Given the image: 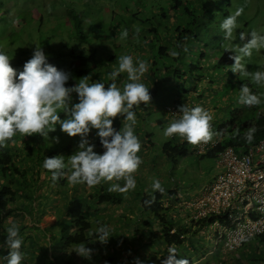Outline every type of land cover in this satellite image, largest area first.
I'll return each instance as SVG.
<instances>
[{"label":"rangeland","instance_id":"rangeland-1","mask_svg":"<svg viewBox=\"0 0 264 264\" xmlns=\"http://www.w3.org/2000/svg\"><path fill=\"white\" fill-rule=\"evenodd\" d=\"M81 1L82 0L75 1V5L65 2V6L70 9L72 7L80 8V6H83V9L87 8L88 11H91L89 14L90 17L86 18L87 23L85 24L88 28L85 37L88 40L85 44L79 46L80 50H84V54L88 55L96 53L98 58L102 60L108 57H115L113 61L114 65L117 57L127 55L128 51L134 61H136V59L147 60L149 58L150 54L155 51V49L153 50L152 44L157 43V40L154 32L144 33L145 30L148 31L153 28L158 29L163 44V40L172 39L177 27L185 25L187 21L183 18L181 12L176 13L171 11V0H87L86 3L85 0H83L82 2L85 4L80 5ZM51 2L52 0H0V8L15 16L17 21L10 30H13L19 39H34L35 45H40L43 40L48 41L49 38L50 43L56 45V48H60L61 50L63 42L60 40V36L55 35L52 30L45 29L44 31V28L41 29L40 25L42 24H40V21H37L34 27L20 26L23 22L19 19L22 10L24 11V16L25 14H30L36 19L39 18L40 15L48 16L50 12L48 6L51 5ZM188 2L191 5L188 7L190 12L193 10L200 11L202 6H206L212 15L208 14L205 19L202 15V20L199 19L200 28L198 31V38L196 44H192L194 48L191 51V56L187 52L182 54V60L177 66H180L183 70V76L176 81L167 78L163 83L159 81L158 83L160 84H152L153 90L156 89V91L152 103L147 105L150 108V112L148 113L149 116L144 114L145 118L139 119L137 117V123L134 126L135 134L138 136L141 143L140 151H142V148L148 147L145 138L150 134H154L153 142L157 147L168 142L167 140L169 137H165L163 132L172 120L177 119L178 116L171 117L170 114H167L169 113L166 112L167 107L176 106V108L179 109L187 103L190 106H202L210 112L213 118L211 121L212 130L215 132L220 126V122L217 121H225L226 118L231 116L234 109L251 108L239 103V90L244 83H248L252 91L260 94L262 97L261 104L253 107L264 108V86H256L251 83L249 77H240L238 74L230 71V68L224 70L217 69L215 64L226 52L236 55L234 51L237 50V46H242L244 43V41L239 39V33L243 32L247 34L256 30L264 34V0H188ZM59 4H62V0H60ZM241 6L244 7V13L238 18V27L234 31L232 39L228 42H224L220 25L225 18L234 13L235 10ZM179 10H184V8L181 6ZM88 11L85 13H88ZM59 14H63V12L60 11ZM7 19H10L9 16L4 11H0V26L2 25L1 27L3 29L6 26ZM43 20L45 21L46 19ZM100 22L108 25H115L116 29H110V27ZM101 27L105 30V36L101 37L97 33L90 34L88 32V30H100ZM121 28L127 29L129 35L134 32V36H130L133 37V39H130L129 43H127V41L125 45H123L124 42H122L120 43L121 45L116 46L117 40L115 38L118 36ZM5 32L6 30L0 32V51H4L5 43L9 44L12 42L8 35L10 32L9 29L7 33ZM104 38L107 39L105 40ZM144 38L146 39L145 41ZM54 42H56V44ZM77 42V39H70L69 35L65 36V44L67 46L69 45L70 47V45L76 44ZM60 50H56V52ZM171 50L175 51V49ZM29 51L32 58L34 51ZM71 51V48L70 50H65V63L64 65L58 64L56 66L58 70L67 71L70 69L71 64L73 68L76 66L85 67V64L81 65L71 62L72 58L68 55ZM44 52L47 54L45 50ZM71 53L70 55H72ZM49 55L47 54V56ZM175 57H180V54ZM10 59H12V67L18 72L23 71L24 64L30 60L24 58V53L19 58L10 57ZM196 60L202 61L198 66L203 67V71L191 75L188 62L190 64L193 61L196 63ZM50 62H52V60ZM158 62L160 67H162L166 60L161 59ZM246 65L249 71L264 70V49H260L259 51L254 50L253 56L246 59ZM89 66L90 64L86 65V67ZM167 66L169 67L170 65ZM177 66L173 67V70L170 69L172 72L169 74L166 73L165 75L173 76ZM199 74H202L203 78H199ZM146 81V76H144L142 82L146 83ZM116 82L121 86V79ZM154 82L155 81H153V83ZM115 121L116 120L113 122V126L119 131L123 123ZM137 126L139 128H137ZM56 138H58L59 142H56ZM80 139L79 136L75 138L69 137L60 130L57 124L56 131L49 133V140L45 141L43 137H40L39 142L41 143L43 152L45 150L55 151L53 157L63 155L67 158L77 151ZM88 139L90 143L95 145L94 150L99 154L96 146V129H92ZM192 149V151L195 150L194 146ZM192 151L189 156L180 158L177 166H174L165 158H161V156L153 158V154L148 151V153L146 152L148 158L144 157V163L142 162L135 174L139 177L149 174L148 177L151 180V184H153L154 180H159L163 188H176L180 192V196L187 197L193 195L203 186L210 184L220 173V170L217 168L216 157L207 154L198 156ZM152 158L155 161V168L153 167ZM45 175H47V172L42 173L40 178L35 176V179L42 182L45 179ZM49 175V181L52 185H48L47 183L44 186L41 185L36 193V195H41V199L38 200L39 202L44 200V204L48 208L46 213L37 215L33 212L32 215L29 214L23 219L16 217L17 223L10 220L14 217L13 215L0 220V224L8 227L13 224L25 227L22 236L24 243L21 247L24 259H22L21 264H45L49 252L44 253V250H40L39 246H49V239L52 235L48 233L47 230L55 229L57 232L62 230L61 224H59L60 220L56 219V217L62 215L59 214L62 211L59 206L64 205L65 197L68 193H65V186L63 189H60L62 188V184L60 183L61 180L54 183L51 180V174ZM110 183L112 182H102L98 187H88L87 185L73 186L67 183V187L69 189H76V195L83 193V196L86 198L91 197V195L97 198L98 195L96 192L98 189L101 190L103 185H110ZM121 183H123V181H121ZM147 190L150 192L152 188H148ZM153 191L154 190L151 192ZM129 200V204L127 200L126 202L110 201L102 206L98 213L89 216V219L93 222V229L95 232L97 227L107 224L110 226L112 237L106 244L98 243V247L96 246L93 249L91 246H95V243H97L96 237H94L95 240L90 242L89 247L93 252L91 259H85L78 255L77 264H114L110 261L111 258H113V262L119 260L124 264H128V261H130L129 257L136 254L137 250L141 251L142 254L138 258L134 257L133 262L145 261L152 252L159 254L165 252L167 245L160 240L151 241L149 239L151 242H148L147 233L145 234V240L140 242L141 247L138 246V240H140V238L139 234L135 233V231L137 229L143 230L147 228L145 223L149 221V216L145 215L141 220H137L136 218L141 217V214L137 212L136 201L138 200L132 199L131 196ZM167 214L169 216L172 215V207L168 210ZM156 228L154 232L156 235H159L158 227ZM38 235L41 236V238L38 239L39 245L32 244L30 237L36 239ZM209 249H213V243L210 241L206 242L205 240L196 245L193 249L182 248L179 251V261L185 258H192L194 262H198L207 256ZM242 249L243 254L248 252L252 254L250 255L251 257L255 256L257 253H261L264 257V244L261 242L259 243L257 240L248 241ZM7 250H9V248H7ZM218 253L222 258L224 257L221 247ZM213 258L214 257L209 259ZM0 264H3V259L1 257ZM257 264H264V261L257 262Z\"/></svg>","mask_w":264,"mask_h":264},{"label":"clouds","instance_id":"clouds-1","mask_svg":"<svg viewBox=\"0 0 264 264\" xmlns=\"http://www.w3.org/2000/svg\"><path fill=\"white\" fill-rule=\"evenodd\" d=\"M243 13L244 7H238L234 13L222 21L220 28L224 42L232 39L234 31L238 27V18ZM128 36V30L121 28L117 38L127 39ZM239 39L244 43L242 46H237V50L234 51L236 55L231 57L234 64L230 67V71L240 77H249L251 83L258 87L264 86V70L249 71L246 65V59L253 56L254 50L264 49V34L256 30L247 34L241 32ZM169 54L174 57L179 55L174 50H169ZM28 57V55H24V58ZM11 61L12 59L4 51H0V148L7 147L9 142L14 144V137L17 134L24 137L38 135L39 138L41 136L47 141L49 140V133L55 132L58 124L60 130L69 137L79 136L81 139L78 149L73 155L67 158L63 155L45 157L43 168L51 173V180L54 183L59 180H66L69 185L73 186L98 187L102 182H112L110 185H103L101 190L98 189L95 203H98L100 195L106 191L117 194L132 192L131 190L136 188L134 175L138 176L135 173L142 164V159L138 155L141 150V143L134 131V126L137 123L134 107L141 104L148 105L152 100L150 89L142 82V78L150 67L148 61L136 59L134 63L131 55L118 56L115 62L117 66L108 76L109 80L112 81L110 84L106 86L100 80L95 82L91 80L90 82L91 76H86L80 78L73 87L66 86L71 79V74L68 72L73 68L72 64L67 71L58 70L48 63V57L39 45H35L33 56L24 64L23 71L18 72L14 69ZM121 74H126L127 81L122 86L116 82ZM74 93L78 95L76 103L73 100ZM261 102V95L254 93L249 84L244 83L239 90V103L253 108V106L260 105ZM255 108L262 109V107ZM169 109H175L178 114L171 113ZM62 112L66 115L63 120L60 117ZM166 112H169L167 114H170L171 117L178 116V118L172 120L165 128L163 135L171 140L179 136V141H186L188 144L195 145L194 153L196 155L207 154V151L210 150L209 148L205 153L198 154L199 144L208 143L211 140L219 142L218 137L214 136L219 133H214L212 130L211 121L213 118L210 112L202 106H190L187 103L179 109L176 106L167 107ZM121 116H123V126L117 131L113 122ZM92 129L97 130V137H99L105 150L103 154H98L94 150L95 145L90 143L88 139ZM256 131L255 126L246 130L245 140L248 143L253 141ZM56 142H59L58 138H56ZM150 181L146 182V190L151 186ZM152 188L161 193L164 191L159 180L153 181ZM130 196L132 199L138 200L136 201L137 212L141 214V217L136 219L141 220L148 214L141 211V199L138 198L137 194L132 192ZM130 196H126L128 204L130 203ZM185 198L180 196V192L174 202H171L168 197L165 198V208L170 209L172 207V215L169 216V221L174 223L175 228L172 229L171 233H176L180 226H184L186 229L182 236L184 243L178 248L179 251L182 248L193 249L204 240L210 241V236L207 234L208 226L205 222L198 224L200 229L193 227L189 221L190 214L178 207ZM126 200L112 199L111 202H126ZM105 204H100V208ZM148 216L149 221L145 223L147 228L137 229L135 233L139 234L140 241L145 240V234L148 231H150L147 234L148 242L159 240L160 231L158 230L159 235H156L154 232L156 227L152 225L154 220L150 215ZM136 223L139 225L137 221ZM96 233V240L101 244H106L112 237L110 226L107 224L97 227ZM23 243L19 226L13 224L8 227L5 244L10 251L4 257L7 264H21L22 259H24V254L21 251ZM72 247H74L73 251L80 257L91 259L93 252L87 244L81 242ZM219 248L217 250L209 249L207 256L198 262H194L192 258H185L184 260L190 261L191 264H204L206 260H214L215 263L222 264L221 259L225 258L214 257L209 259V256L218 254ZM166 251L174 252L175 247L173 245L167 246ZM164 253L157 254L163 255ZM226 255L227 253H224V257ZM177 258L179 261V255ZM169 259L171 260L172 257ZM165 264H169V261H166ZM177 264H187V262L182 261L177 262Z\"/></svg>","mask_w":264,"mask_h":264},{"label":"trees","instance_id":"trees-1","mask_svg":"<svg viewBox=\"0 0 264 264\" xmlns=\"http://www.w3.org/2000/svg\"><path fill=\"white\" fill-rule=\"evenodd\" d=\"M75 1L77 0H62V4L60 5V0H52L51 5L48 6L50 10V12L48 11L49 15H40V17L37 19L33 18V16L30 14H25L24 16V11L22 10L19 19H21L23 22L20 26L34 27L35 23H37V21H40V24H42L40 25L41 29L44 28V31L45 29L52 30L55 35L60 36V40L63 42V47L61 48V50L60 48H56V45H52L49 41V38L48 41L43 40L39 45L43 48V51L45 50L48 55L50 54L49 56H47L46 54V56L48 57V63H50L51 65L55 67L58 64L64 65L65 50H70V48L72 49V53L69 52L68 55L71 56L72 62L81 65L85 64V67L77 66L69 70L68 73L71 74V79L68 81V84L66 85L67 87L75 86L80 78L86 76H91L90 82L91 80L95 82V79H97V81L100 80L107 86L112 82L108 78L109 73L115 66H117L114 65L113 62L115 57H108L107 59L102 60L101 58H98L96 53L88 55L84 54V50H80L79 46L85 44V42L88 40L85 37L88 29L85 24L87 23L86 18L90 17L89 14L91 11H88L87 8L83 9V6H80V8L72 7L71 9L65 6V2L75 5ZM82 1L80 5L87 2V0H85V3H83ZM181 6L184 8V10H179ZM190 6L191 5L188 0H171V11L176 13L181 12L183 18L187 21L185 22V25L177 27V29L174 31V36H172V39L169 38V40H163V42L165 43L164 45L162 44V39L160 38L158 29L153 28L151 30L144 31V33L154 32L157 40V43L152 44L153 50L155 49V51L152 52L154 54L146 60L150 65V78L148 79L147 87L150 89L149 91L152 99L156 91V89L153 90L152 88V84H154L153 81H155V83H158L159 81L160 83H163L164 80H167V78L174 79L176 81L178 78L183 76V70L180 68V66H177L182 60V54H184V52H187L191 56V51L194 48L192 44H196V40L198 38V31L200 28L199 19L202 20V15L204 16V19L208 14L212 15L206 8V6H202L200 11L193 10L192 12L189 11L188 7ZM0 11H4L10 18L7 19L4 29L1 27L2 25L0 26V32H4L6 30L5 33H7L9 29L10 32L8 35L12 40V42L9 43L10 45L7 43L4 44V52L9 57L15 58L20 57L22 53H24V55L29 56L26 59H30L31 55L29 50L35 51L34 39H19L18 36H16V34L13 32V30H10L17 21L15 16H13L12 13H8L4 9L0 8ZM60 11L63 12V14H59ZM87 11L88 13H85ZM43 19L46 20L44 21ZM100 23L107 27H110V29H116L115 25H108L103 22ZM43 24L45 25V27ZM88 32L90 34L97 33L101 37L106 35L103 27H101L100 30H88ZM68 35L70 36V39H77L78 42L76 44L70 45V47L69 45L67 46L65 44V36ZM130 36H134V32L131 33L127 37V39H118L117 36L115 38L117 40L116 46L121 45L120 43L122 42H124L123 45H125V42L127 41V43H129V40L133 39V37ZM104 39L106 40L107 38ZM145 40L146 39L144 38V41ZM54 43L56 44V42ZM171 49H175V51L180 54V57L177 58L171 56L169 54V50ZM185 49L187 50L185 51ZM56 50L60 51L56 52ZM70 53L72 55H70ZM127 55H131L129 51L127 52ZM232 56H234L232 53H224L220 57L218 62L215 63L217 69L224 70L230 68L234 64V60L231 59ZM161 59L166 60L162 67H160V64L158 62ZM51 60L52 62H50ZM196 61V63H194L193 61L191 62V64L188 62L191 75L203 71V67L198 66L202 61ZM87 64H90V66L86 67ZM167 65L170 66L168 67ZM175 66H177V68L174 70L175 74L173 76L165 75L166 73L169 74L170 72H172V68ZM170 69L172 70L170 71ZM198 77L203 78V75L199 74ZM120 79L122 86L123 83L127 82L126 74H121L117 78V80ZM77 98L78 95L74 93V103H76ZM134 111L136 113V117L140 119L145 118L144 114L146 116H149L148 113L150 112V108L147 105L141 104L138 107H134ZM60 117L62 120L65 119V113H60ZM115 120V122L122 123L123 116L117 117ZM217 122H220V126L219 129L214 133H219L218 135H215L218 137L219 142L217 146L207 151V155L209 156H216L228 146H232L237 151H239L247 148L250 145H255L257 142L264 139V111L261 108H237L233 110L231 116L229 118H226L225 121L218 120ZM252 126H255L257 131L254 134L253 141L251 143H248L245 140V134L246 130ZM14 139V144L9 142V145L7 147L0 148V220H2V218L4 219L13 215L14 217L10 220H12V222L14 221V223H17L16 217H20L23 219L29 214L32 215L33 212L34 214L40 215L48 211V208L44 204V200L42 202L38 201L41 199V195H36V193L37 189L41 185L44 186L46 183L48 185H52L49 181V174L51 173L43 168V162L45 157H53L55 155V151L45 150L43 152L41 149L42 147L39 143L40 138L38 137V135L24 137L17 134ZM145 139L148 147H144L145 149L142 148L143 152L144 150L149 151L151 154H153V158L161 156V158H165L174 166L178 165V161L180 158L189 156V154H191V151L193 150L192 147L195 146L188 144L186 141H179V136H176L175 139L167 140L168 142L164 143L160 147L155 146V143L153 142L154 134L148 135V137ZM96 146L99 154H103L105 150L100 142L99 137H97L96 139ZM153 158V167L155 168V161ZM45 172H47V175H45V179L42 182L35 179V176H37V178H40V175ZM148 175L149 174L143 177L134 175V178L136 180V188L131 191L133 193H137L138 198L141 199V211L144 214L150 215V217L154 220L152 223L154 227L158 226V230L160 231V236L158 239L160 241H163L167 246L173 245L175 247V251H166L163 255L151 253L148 255L145 261L133 262L134 257L138 258L139 256H141V252L137 250L134 256L129 257L130 261H128V264H165L166 261H169V264H177V262L182 261H186L187 264H191V262L188 260L178 261V248H180V246L184 243L182 236L186 232V229L184 226H180L177 228L176 233L172 234L171 231L173 228H175V225L173 222L169 221V215L167 214L169 208H165V198L168 197L171 202H174L177 200L179 191L176 188H174L175 190L163 188L164 191L162 193L159 191L151 192L153 190L151 184L149 189L152 188V190L149 192V190H146V182L150 180ZM60 183L62 184V188L60 189H63L65 186V193H68L65 197L64 205L59 206V208L62 209L59 214L62 215L56 217V219L60 220L59 224H61L62 230L59 232H57L55 229L47 230V232L52 235V237L49 239L50 244L48 247H43L40 245L39 249L44 250V253L49 252L45 264H77L78 255L73 251L74 247L72 246L83 242L87 244L88 247H90V242L92 240H95L94 237H96L95 234H97L93 229V222L89 219V216L91 214L98 213V211L100 210V204L110 202L112 199L119 201L126 200V196H130L132 192L128 191V193L117 194L109 193L108 191H106L100 195L98 203H95L96 201L93 195H91V197L89 198L83 196V193H79L78 195H76L77 190L73 188L69 189L67 187L66 180H61ZM7 228L8 226L0 224V257L3 259V264H7V261L4 259V257H6L8 255V252L10 251L7 250L8 247L5 244ZM24 229L25 227L19 226L21 238L23 236ZM40 238V235H38L36 239H34V237H30L31 243L39 245L38 239ZM251 240H257L259 243L261 242L262 244H264V234L252 238L249 241ZM140 242L141 241L138 240L139 247H141ZM98 243L99 242L95 243L96 245L91 247L94 249ZM170 257H172L171 260L169 259ZM110 261L114 264H124L119 260L113 262V258H111Z\"/></svg>","mask_w":264,"mask_h":264},{"label":"built area","instance_id":"built-area-1","mask_svg":"<svg viewBox=\"0 0 264 264\" xmlns=\"http://www.w3.org/2000/svg\"><path fill=\"white\" fill-rule=\"evenodd\" d=\"M217 145L216 140L201 143L197 153ZM216 158L220 173L214 181L178 207L190 214L193 227L200 229L198 224L205 222L214 250L232 253L264 233V139L239 151L228 146Z\"/></svg>","mask_w":264,"mask_h":264},{"label":"crops","instance_id":"crops-1","mask_svg":"<svg viewBox=\"0 0 264 264\" xmlns=\"http://www.w3.org/2000/svg\"><path fill=\"white\" fill-rule=\"evenodd\" d=\"M164 45V44H163ZM154 53H151L150 54V56L149 57H151L152 55H153ZM135 62V61H134ZM144 76H146V79H147V81H146V83H144L146 86H148V79L150 78V75H149V69H148V71L145 73V75ZM155 85H156V83H154ZM150 85V84H149ZM262 110L264 111V108H262ZM137 128H139L138 126H137ZM145 149V148H144ZM143 149V150H144ZM148 153V151L147 150H144V152L143 151H140L139 153H138V155L141 157V159H142V162L144 163V161H145V158L144 157H147L148 158V156H146L147 155V153ZM214 181V180H213ZM213 181H211L210 183H212ZM148 233H150V231H148ZM147 233V234H148ZM245 247V246H244ZM244 247H242V248H244ZM239 249L238 251H236V252H234V253H227V255L225 256V257H223V258H225V259H221L222 260V264H257V262H260V261H263V255L261 254V253H257V254H255V256H253V257H251L250 255H252V254H249L248 252H246V253H242V250L243 249ZM212 257H216V258H218V257H222L219 253L217 254V255H214V256H209V258H212ZM254 258V259H253ZM218 259H220V258H218ZM257 262H256V261ZM210 260H208V261H206V262H204V264H217V263H215L214 262V260L213 261H210ZM218 261H220V260H218Z\"/></svg>","mask_w":264,"mask_h":264}]
</instances>
